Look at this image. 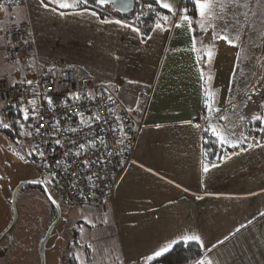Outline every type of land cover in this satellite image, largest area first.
I'll return each instance as SVG.
<instances>
[{"label": "crops", "instance_id": "crops-1", "mask_svg": "<svg viewBox=\"0 0 264 264\" xmlns=\"http://www.w3.org/2000/svg\"><path fill=\"white\" fill-rule=\"evenodd\" d=\"M7 1L0 0L12 12L1 24L0 77L13 83L18 78L34 79L42 69L70 67L79 77L107 86L119 107H139L132 113L143 124L134 163L125 168L112 198L93 207L109 217L107 235L114 239L123 264H153L159 257L148 261V255L189 232L200 235L205 248L217 245L201 254L214 264H264V148L226 160L215 156L212 162L218 167L204 173L202 162H211L203 156L204 141L199 137L204 133L184 123L202 114L196 64L202 55L200 45L196 52L188 50L190 39L179 29L150 33L152 39L141 43L130 30L99 24L95 18L59 17L41 7L40 0H24L11 8ZM252 12L256 15L249 13L247 23L254 30L243 34L240 53V46L228 53L224 48L228 44L216 43L214 59L204 69L205 75L210 71L214 77L221 108L230 96V83L238 105L244 92L255 93L246 109L227 113L233 122L229 127L237 134L258 124L247 119L241 123L236 113L264 104V7L254 6ZM21 22L29 27L28 61H7L1 51L10 46L5 29ZM196 35L199 39L202 33ZM253 135L259 138V133ZM247 143H253L251 138ZM232 151L228 148L222 154Z\"/></svg>", "mask_w": 264, "mask_h": 264}, {"label": "snow or ice", "instance_id": "snow-or-ice-1", "mask_svg": "<svg viewBox=\"0 0 264 264\" xmlns=\"http://www.w3.org/2000/svg\"><path fill=\"white\" fill-rule=\"evenodd\" d=\"M133 2L139 5V8L132 18H128L126 13L131 10ZM40 5L45 10L51 11L59 17L87 16L95 18L102 25H115L125 30H130L136 34L141 43H144L146 39H152L150 33H172L177 29L182 30L183 34L190 39L188 50L192 52L198 51L197 45L199 44V51L202 53V55L196 57L199 73L198 82L201 85L203 101L202 114L184 123L196 129L197 133L202 132L205 134L199 138L204 141L206 146L216 145L221 150L233 149L230 154L225 156L222 152L215 153L211 147H205L203 156L215 155L217 159L226 160L253 148H264V104H260L251 111L236 113L237 119L241 123L247 119L250 124H258V127H253L247 132L237 134L234 127H229L233 122L227 113L236 111L239 107L246 109L248 103L253 100L255 93L248 94L244 92L241 103L238 105L235 98L231 96L232 84L230 83V96L227 98L226 105L221 108L218 106V92L213 89L214 77L210 71L207 75H205L204 71L214 59L213 50L217 41H224L231 47H237L238 42H241L242 34L246 31L254 30V26H250L247 21L249 13H252L253 16L256 15V13L252 12L254 6L264 7V4H261V0H256L255 5H253L252 0H40ZM2 7L0 5V8ZM159 9L166 10L167 14L162 13ZM112 11L118 13L119 18H110ZM197 32L202 33L199 39L196 35ZM205 36L209 37L207 44L204 42ZM24 43H28V41L25 40ZM239 46L240 48L244 47L243 43H240ZM239 61L240 56L238 55L237 67H239ZM53 71H55L54 68H49L47 74ZM0 79H3V77H0ZM130 83H134V81H130ZM58 86L59 84L57 83L55 87ZM9 87L20 92L21 95L15 100L9 97L7 93L0 96V129L8 130L13 137H48V139L44 140L37 139L29 155L35 158L33 163L38 165L45 164L49 170V175L52 179L43 183L47 199L51 204L58 207L57 201L53 198L47 185L60 186L61 181L58 177L61 173L70 179L72 188H76L81 196L85 195L83 190L79 188L78 182L81 179L79 171L73 169L71 164L61 165L60 159L48 160L49 153L54 155L57 147L64 148L62 158L70 156L78 158L88 149L98 152L97 141H99V145L106 150L104 155H96L95 159L86 157L79 162V166L85 169L99 166L96 172H89L86 177L91 182L89 187L96 189L98 186L95 181H102L106 178V173L102 175L103 169L109 162L108 158L114 154L113 151H107L108 145L105 135L95 134L97 127H99L100 133H106V131L118 132L119 136L113 141V144L123 145L124 141L129 139L125 131V124L127 123L129 131L134 130L131 125L137 123V121L132 116V113L140 111L139 107L137 106L134 109L131 105H128L122 109L126 115H121L113 107L114 105H119V101L114 98L110 90L106 86L97 90L94 86L93 89L86 92L79 90L68 92V99L63 102L66 111L62 117L57 118L56 108L58 104L54 102L52 96L47 94L53 90L54 85L44 81L43 76L40 79L18 78ZM68 101H72V103ZM85 102L95 105L94 111L88 109L87 116L84 108ZM5 108L7 109L6 111L4 110ZM48 112H51L52 115L48 116ZM101 112L106 113V115H101ZM10 113L13 119L8 120L7 117ZM73 118L79 121L78 125L61 128L62 123ZM53 120L55 123L52 122ZM200 120H203L204 123L201 124ZM41 121L44 122L41 123ZM102 125H107V129ZM85 127L89 129L85 136H90L91 139L79 143L75 140H70L69 143L72 144V148H68L62 139H53V137L60 135L61 132L75 134L78 131H82ZM253 133H259V138ZM250 138L253 143H247ZM15 142L19 143L20 141L16 139ZM124 150V148H120L119 152ZM119 152H116V154L118 155ZM20 159L24 160V157L21 156ZM72 163L74 164L76 161L73 160ZM202 166L204 173H209L212 168L218 167L214 162H202ZM30 183L39 184L42 182L33 180ZM91 195L95 198V191H92ZM261 215L264 216V213H261ZM101 222L107 224L108 221L103 218ZM86 223L92 222L89 220ZM93 226L95 225L93 224ZM242 227L244 226L241 225V227L236 228L235 233H239ZM227 239L228 237L226 236L225 240ZM223 242L220 241L219 243L222 244ZM177 244L187 248H191L192 244L198 246L200 251L197 255L200 258L195 260L193 264H214V261L209 256L201 255V253H210L217 245L213 244L210 248H205L202 237L195 232L182 233L172 238L163 247L148 255L146 259L152 261L170 251ZM76 259L78 260L79 257H76Z\"/></svg>", "mask_w": 264, "mask_h": 264}, {"label": "rangeland", "instance_id": "rangeland-1", "mask_svg": "<svg viewBox=\"0 0 264 264\" xmlns=\"http://www.w3.org/2000/svg\"><path fill=\"white\" fill-rule=\"evenodd\" d=\"M11 13V10L0 8V30L1 24L7 22ZM7 29L8 27L5 29V34ZM216 43L221 44L222 41ZM224 48L228 53L231 52V46ZM238 51L240 53V47ZM235 55L237 56L236 51ZM2 60L0 55V68ZM2 80L4 78L0 79V82ZM16 139L20 142L16 143ZM31 139L32 137L27 136L13 137L11 133L0 129V236L12 222L10 200L13 190L21 182L49 180L40 164L33 163L34 158L29 155L32 152ZM21 156L24 160L20 159ZM49 186L51 188V184ZM37 188L31 186L23 189L16 198L17 222L13 231L0 241V264H40L39 246L47 229L53 223L54 213L43 192ZM55 200L61 212L60 222L45 246L44 264H68L70 261L77 264L124 262L114 239L107 235L111 232L108 216L102 217L99 208H76L64 204L57 197ZM103 218L107 219V224L101 222ZM89 220L92 223H86ZM67 245L71 248H67ZM76 257L79 259L77 260Z\"/></svg>", "mask_w": 264, "mask_h": 264}, {"label": "built area", "instance_id": "built-area-1", "mask_svg": "<svg viewBox=\"0 0 264 264\" xmlns=\"http://www.w3.org/2000/svg\"><path fill=\"white\" fill-rule=\"evenodd\" d=\"M24 0H8L6 2V5L8 8H11L15 5H23ZM26 22H21L17 26H10L8 27L6 34L7 37L10 40V46L6 49H1L2 52L5 53L7 61H20V62H26L28 61L29 53L31 52V40L29 38V29ZM27 40L28 43H24V41ZM204 42L207 44L209 42V37H204ZM50 74H47V70L49 69H42L38 72V76L36 79H40L43 76V80L54 85L53 90L48 92L47 94L49 96H52L54 98V102L58 104V107L56 108V116L57 118H60L64 115L66 109L64 105V101L67 100V93L68 92H74V91H83L86 92L87 90L95 88L99 90L104 85L99 84L95 82L94 80L90 78H81L78 76L77 72L73 68H56ZM59 84L58 87H55L56 84ZM11 83H9L7 80H2L0 82V96H3L5 93L8 94L9 97H11L13 100L18 98L21 93L17 92L9 87ZM107 87V86H106ZM108 88V87H107ZM109 89V88H108ZM110 90V89H109ZM111 94L113 95V92L110 90ZM114 96V95H113ZM7 99V97H5ZM69 103H72V101H68ZM26 103V102H25ZM46 107V106H45ZM117 112H119L121 115H126L122 111V107H119L118 105L113 106ZM84 108L86 111L88 109L95 110L94 104H89L88 102H85ZM7 110L6 108L4 109ZM48 116H51L52 113L48 112ZM101 115H106V113L101 112ZM133 116V115H132ZM8 120L13 119L12 114L10 113L7 117ZM136 120V119H135ZM137 121V120H136ZM44 121H41L43 123ZM55 123V121H52ZM111 122V121H110ZM79 124V121L75 118L72 120H68L64 123H62L61 128L69 127V126H76ZM47 126V125H46ZM105 129H107V125H102ZM131 127L134 129L132 131L128 130L127 123L125 124V131L127 132L129 139L124 141L123 145H115L113 144V141L118 138L119 133H112L107 132L106 133H100L99 127H97L96 135H105V139L108 145L107 151H113L114 154L112 157L108 158V163L106 167L103 169V173H106V178L101 180H96L95 183L97 184L96 189H91L89 187L90 183L87 180V175L89 172H96L98 170V167H94L92 169H85L84 167L79 166V162L84 160L86 157L89 159H95L96 155L103 156L105 153V149L99 145V141H97L98 149L99 151L96 152V150L88 149L87 151H84L82 155L78 158L76 157H68V158H62V153L64 151V148L57 147L55 154L49 153L48 160L54 161L56 159H60L61 165L65 164H71V167L81 174V179L79 180V188L83 190L85 195L81 196L76 188H72L70 184V179L66 176H64L63 173L60 174L58 177L61 181L60 186H54L51 184L50 192L52 193L53 198L57 197L60 199L64 204L72 206V207H96L105 201H108L112 198L114 188L119 181L121 175L123 174L125 168L128 165H131L134 163L133 161V151L134 147L137 141V138L139 136L140 131L143 129V124L141 121H137V123L132 124ZM89 131L88 128H83L82 131H78L77 133H63L61 132L60 135L53 137V139L59 138L62 139L64 144L68 146V148H72V144L69 143L70 140H75L78 143L79 142H86L88 139H91V137H86L85 133ZM48 139V137L41 136L39 138L32 137L31 139V148L33 150L35 141ZM46 147V146H45ZM55 147V145H53ZM120 148H124L125 150L122 152H119ZM116 152H119L117 155ZM75 160L76 163H72V161ZM44 172L46 173L49 180L52 179V177L49 175V170L45 164H40ZM55 167V165H53ZM95 191L96 196L95 198L92 197L91 192Z\"/></svg>", "mask_w": 264, "mask_h": 264}, {"label": "trees", "instance_id": "trees-1", "mask_svg": "<svg viewBox=\"0 0 264 264\" xmlns=\"http://www.w3.org/2000/svg\"><path fill=\"white\" fill-rule=\"evenodd\" d=\"M189 7H191V5H189ZM138 8H139V5L135 4L134 10L130 14H128L127 17L128 18H132L134 16V14L136 13ZM159 11H161L163 13L162 9H159ZM111 16L119 18V15L114 13V12H111ZM145 31H147V29H145ZM4 132H8V130H4ZM205 147L213 148L215 153H217V152L218 153H221V152L225 153V150H221L216 145L206 146L203 143V150H204ZM213 157H215V155H209L208 156V158H209V160H211V162L213 160ZM26 188H28V186L25 187V189ZM52 210H53V208H52ZM72 247L74 248L76 246H72ZM67 248H71V246L67 245ZM199 251L200 250H199L198 246L195 245V244H192L191 248H187V247L182 246L181 244H177L170 251H168L167 253H164L162 256H160L153 264H193V262L195 260L200 258V256L197 255V253ZM68 264H77V263H74V262L70 261Z\"/></svg>", "mask_w": 264, "mask_h": 264}, {"label": "water", "instance_id": "water-1", "mask_svg": "<svg viewBox=\"0 0 264 264\" xmlns=\"http://www.w3.org/2000/svg\"><path fill=\"white\" fill-rule=\"evenodd\" d=\"M134 6L135 3L133 2L131 10L126 13V15L130 14L133 10H134ZM114 13H116L115 11H112ZM118 14V13H116ZM119 15V14H118ZM27 186H37V187H41V189L43 190L44 196L46 198V200L48 201V203L52 206V208L54 209L55 213H56V217L55 220L53 221V223L49 226V228L47 229L41 243L39 246V258H40V264H44V250H45V246L53 232V230L55 229V227L59 224L60 222V216H61V212H60V208L59 206L56 207L54 205L51 204V202L47 199V194L44 191V184L43 183H30V181H26V182H21L12 192L11 195V200H10V205H11V209H12V222L9 226V228L0 236V241H2L4 238H6L14 229L16 222H17V213H16V198L19 194V192L27 187ZM58 205V204H57Z\"/></svg>", "mask_w": 264, "mask_h": 264}, {"label": "flooded vegetation", "instance_id": "flooded-vegetation-1", "mask_svg": "<svg viewBox=\"0 0 264 264\" xmlns=\"http://www.w3.org/2000/svg\"><path fill=\"white\" fill-rule=\"evenodd\" d=\"M40 181H41L42 183L45 182V181H43V180H40ZM43 184H44V183H43ZM28 187H31V186H28ZM34 187H36V186H34ZM47 187H48V189H49V191H50L51 188H50L49 184L47 185ZM23 189H25V188H23ZM23 189H22V190H23ZM37 189L40 190V192H41V191L43 192V190L41 189V187H38ZM22 190H21V191H22ZM50 207H51V206H50ZM51 208H52V207H51ZM52 211H53L52 213H54V219H53V221H54V220H55V217H56V213H55L54 209H53Z\"/></svg>", "mask_w": 264, "mask_h": 264}]
</instances>
